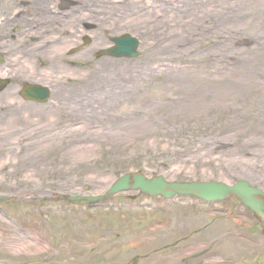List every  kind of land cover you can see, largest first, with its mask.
Segmentation results:
<instances>
[{"label": "rangeland", "instance_id": "1", "mask_svg": "<svg viewBox=\"0 0 264 264\" xmlns=\"http://www.w3.org/2000/svg\"><path fill=\"white\" fill-rule=\"evenodd\" d=\"M29 1L0 0V80L9 81L0 94V196L10 199L0 202V262L264 264V226L234 199L204 208L135 192L100 207L58 199L101 196L134 172L169 182L243 180L264 191V65L234 70L246 60L234 54L264 44L250 14L264 13V0H161L177 13H144L135 1L138 13L83 15L99 29L65 66L47 62L46 51L66 57L67 36L13 25L30 13ZM103 25L136 37L141 57L96 56L113 37ZM28 83L50 88L46 105L19 99ZM16 225L34 227L33 246L26 240L34 233L15 239Z\"/></svg>", "mask_w": 264, "mask_h": 264}, {"label": "water", "instance_id": "2", "mask_svg": "<svg viewBox=\"0 0 264 264\" xmlns=\"http://www.w3.org/2000/svg\"><path fill=\"white\" fill-rule=\"evenodd\" d=\"M117 45L109 54L115 57L136 58L138 54L136 49L138 43L130 36H124L114 40ZM2 59L0 58V63ZM4 83L0 82V90L3 89ZM31 90H37L41 95V88L35 87ZM44 91V90H43ZM42 91V92H43ZM41 100V99H40ZM139 191L141 194L149 197H162L169 199L174 196H194L197 199L212 202L222 201L234 196L241 204L250 210V212L260 222L264 223V193L251 187L244 181H238L233 186H227L223 183H167L162 177H153L150 180L143 175L127 174L116 181L105 197L120 191ZM63 197H59L61 200ZM68 201H98L101 198H82V197H66ZM0 200H5L0 198Z\"/></svg>", "mask_w": 264, "mask_h": 264}, {"label": "flooded vegetation", "instance_id": "3", "mask_svg": "<svg viewBox=\"0 0 264 264\" xmlns=\"http://www.w3.org/2000/svg\"><path fill=\"white\" fill-rule=\"evenodd\" d=\"M142 3L143 7L149 4V10L145 13H156L162 4L156 0H135ZM33 8L40 13H28V25L32 24L38 28L50 27L63 34H73L78 36L81 32L89 29L85 25L81 16L83 13H133L131 0H35ZM86 2V3H84ZM53 8L54 13L49 9ZM170 13V11H167ZM176 13V12H174ZM30 22V23H29ZM107 30V34L119 35L125 32Z\"/></svg>", "mask_w": 264, "mask_h": 264}, {"label": "bare ground", "instance_id": "4", "mask_svg": "<svg viewBox=\"0 0 264 264\" xmlns=\"http://www.w3.org/2000/svg\"><path fill=\"white\" fill-rule=\"evenodd\" d=\"M236 1H242V0H236ZM233 6H235V5H233ZM237 7H239V6H237ZM229 13H232V8L230 9V12ZM250 14L253 17L252 18V20H253V25L252 26H255V24H256V31L258 33H264V13H250ZM257 18H259V21H258ZM263 36H261V37L259 36L260 38L258 39V42L257 43L264 42V37ZM69 44H71V42ZM54 48H56V47H54ZM168 49L169 48L167 47V50ZM48 51H50V53H47ZM56 51L57 50H52L51 51V48H49L46 51V54H48V55L49 54H52V55H50L48 58H46V60L53 61V62L57 63V61L60 60V56H58V52H56ZM250 51H251V53H252L253 56L250 54ZM234 55H237V56L242 55L243 57L246 58V60H244L242 58H237L236 59V62H234V70L235 71L236 70H241L242 67L245 66V63H246L247 66L256 65L258 67H261L262 65H264V44L263 45L262 44H258L256 47H253L250 50L244 48L242 50H239ZM39 58H41V57L39 56ZM247 68H248L249 71L255 70L252 67H247ZM248 70L245 69V71H248ZM3 76H5V75H3ZM258 80L260 81V83L258 84V86H260V88H263L264 89V76L263 77H259ZM245 81H247V83L250 85L249 77L248 78H245ZM239 85L241 87L245 86L244 84H241V83H239ZM0 97H2V96H0ZM255 103L258 105V103L256 101H255ZM258 131H260V129H258Z\"/></svg>", "mask_w": 264, "mask_h": 264}]
</instances>
